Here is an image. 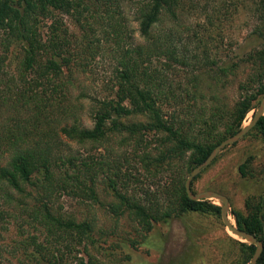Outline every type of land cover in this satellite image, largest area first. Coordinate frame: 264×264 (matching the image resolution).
I'll use <instances>...</instances> for the list:
<instances>
[{"label":"trees","instance_id":"obj_1","mask_svg":"<svg viewBox=\"0 0 264 264\" xmlns=\"http://www.w3.org/2000/svg\"><path fill=\"white\" fill-rule=\"evenodd\" d=\"M246 1L255 18L248 36L255 43L234 54L236 60L218 65L204 48L188 51L177 28L161 26L164 14L176 18L182 0H131L136 35L123 26L119 0H0V155L6 156L0 163V203L13 210L0 207V241L12 219L11 252L18 253L3 264H102L90 253L96 245L93 218L78 219L54 205L64 190L98 200L99 173L103 190L112 196L107 203L112 215H128L140 234L188 211L219 216V205L211 198H190L183 180L240 127L264 94V0ZM63 14L77 29L67 26ZM104 44L114 59L109 93L92 99L90 126L60 123L76 74ZM243 62L250 72L227 108L203 103L188 116L166 111L184 101L180 108H192L188 100L195 99L201 74L232 72ZM181 71L186 80L175 78ZM58 131L82 145H102L114 157L64 153ZM251 133L264 139V114L243 135ZM251 161L248 155L237 164L241 176H252ZM136 162L145 174H154L161 162L171 170L161 201H141L128 191ZM228 213L262 241L255 264H264V191L248 194L243 209L230 205ZM230 238L238 248L234 264L248 263L254 245Z\"/></svg>","mask_w":264,"mask_h":264},{"label":"rangeland","instance_id":"obj_2","mask_svg":"<svg viewBox=\"0 0 264 264\" xmlns=\"http://www.w3.org/2000/svg\"><path fill=\"white\" fill-rule=\"evenodd\" d=\"M182 2L183 6L177 10L176 18L164 14L160 24L166 29L171 26L177 28L181 32L179 33L181 43L188 51L201 52L204 48L215 64L223 65L236 60L234 54L255 43L248 36L255 23L248 1L182 0ZM131 4V0H119L118 10L123 26L127 28L126 32L136 35L138 26L133 20ZM62 18L70 29H77L66 14H63ZM108 47L109 44H104L85 59L83 71L76 74L77 84L71 88L68 100L62 104L63 112L58 117L60 123L75 120L85 126L91 125L89 109L92 99L108 94L112 83L111 67L114 59ZM12 66L13 62L9 68H5L8 70ZM249 72L250 67L243 62L232 72L226 71L217 75L201 74L198 80L199 88L194 91L195 99L189 97L188 100L192 103V108L188 111L180 108L186 104L184 101L180 107L170 105L166 111L168 112L170 108L179 109L181 116L190 115L192 109L203 103L211 108H227L237 98L239 85ZM180 76L186 80L183 71L175 78L178 80ZM252 111L253 108L246 112L241 124L249 120ZM2 119L0 115V123ZM58 138L64 153L78 151L82 157H92L94 160L101 158L102 154L113 156L102 145H82L67 138L60 131ZM126 147L129 149L128 145ZM114 149L124 151L116 147ZM248 155H251L252 159V176H241L237 164ZM5 158V154L0 155V163L3 164ZM131 173L127 180L130 193L141 201L146 197L157 198L154 199L156 201L162 200L160 192L169 186L172 176L165 162L157 166L154 174H145L136 162ZM100 175L99 173L95 186L99 195L98 200L67 190L61 191L54 199V205L58 210L74 214L78 219L93 218L95 225L92 236L96 238V245L91 247L90 253L97 261L103 262L102 264H234L238 248L230 237L242 239L224 228L220 216L188 211L172 216L168 222H155L147 231L140 234L138 226L128 215L121 214L117 217L112 215L107 206L112 196L103 190L104 182ZM190 188L193 191L210 188L223 192L229 197V208L231 205L243 209L244 198L248 194L264 191V139L251 133L223 146L191 180ZM211 199L214 203L219 201L214 197ZM0 207L13 211L9 204L0 203ZM228 215L233 220L229 213ZM10 221L5 224L7 228L2 232L0 264L6 261L5 258L14 260L18 254L11 252L14 235L13 223ZM86 257L83 255V260Z\"/></svg>","mask_w":264,"mask_h":264},{"label":"water","instance_id":"obj_3","mask_svg":"<svg viewBox=\"0 0 264 264\" xmlns=\"http://www.w3.org/2000/svg\"><path fill=\"white\" fill-rule=\"evenodd\" d=\"M264 111V94L261 95L258 99L256 108L252 111L251 117L249 120L241 124L240 127L234 131L233 133L227 135L225 138L220 140L215 146H213L210 151L207 153V155L198 163H196L193 167L190 168L188 173L185 175L183 180V186L185 193L192 198V199H200V198H217L218 205H219V216L222 221V225L224 228H227L232 234H234L236 237H241L242 240L251 242L254 245V251L252 253L251 258H249V261L247 264H255L256 259L259 257L261 251H262V241L257 238L253 233L248 232L240 227H238L233 220H230V217L228 215L229 210V197L223 192H219L215 189H202L198 191H193L190 188V181L192 177L197 174L204 166H206L215 156V154L227 144H230L237 139H239L246 131L250 129L251 126H253L258 119V117L263 114Z\"/></svg>","mask_w":264,"mask_h":264},{"label":"bare ground","instance_id":"obj_4","mask_svg":"<svg viewBox=\"0 0 264 264\" xmlns=\"http://www.w3.org/2000/svg\"><path fill=\"white\" fill-rule=\"evenodd\" d=\"M230 220H231V218H230ZM229 231V230H228ZM230 232V231H229ZM231 233V232H230ZM232 234V233H231ZM232 235H234V234H232Z\"/></svg>","mask_w":264,"mask_h":264}]
</instances>
